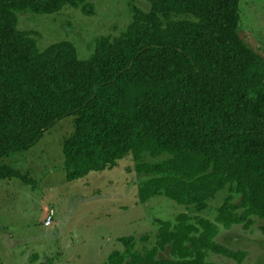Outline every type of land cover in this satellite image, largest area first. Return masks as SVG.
Masks as SVG:
<instances>
[{"label": "trees", "instance_id": "obj_1", "mask_svg": "<svg viewBox=\"0 0 264 264\" xmlns=\"http://www.w3.org/2000/svg\"><path fill=\"white\" fill-rule=\"evenodd\" d=\"M89 1L0 0V160L70 115L60 143L67 181L128 153L147 175L138 202L161 194L199 212L226 190L213 220L156 219L150 247L121 237L103 264H216L208 252L241 262L243 251L215 240L217 225L247 229L254 219L264 234V60L238 33L239 0H145L146 11L131 6L124 29L97 37L84 59L66 40L38 50L16 27L17 11L88 15ZM3 177L21 176L0 162Z\"/></svg>", "mask_w": 264, "mask_h": 264}, {"label": "rangeland", "instance_id": "obj_2", "mask_svg": "<svg viewBox=\"0 0 264 264\" xmlns=\"http://www.w3.org/2000/svg\"><path fill=\"white\" fill-rule=\"evenodd\" d=\"M91 14L63 7L58 12H16V27L31 31L38 50L48 44L69 41L78 59L88 57L99 36H116L130 20L131 6L144 11L145 0H90ZM238 33L245 44L264 60V0L238 1ZM72 116L57 119L30 148L0 160L17 170L18 177L0 178V260L3 264H103L112 250H121V237L131 235L134 248L153 243L156 219L174 222L179 212L213 220L226 195L216 192L207 206L194 212L189 206L159 194L138 202L137 185L147 175L134 170L125 154L110 168L90 171L66 180L62 169L61 140L72 129ZM151 161V158L144 157ZM237 201L235 195L232 202ZM52 217L47 225L44 218ZM259 221L244 229L218 226L215 240L244 257L231 258L208 252L205 260L216 264H264V234ZM145 237V239H143ZM157 258H167V251Z\"/></svg>", "mask_w": 264, "mask_h": 264}, {"label": "built area", "instance_id": "obj_3", "mask_svg": "<svg viewBox=\"0 0 264 264\" xmlns=\"http://www.w3.org/2000/svg\"><path fill=\"white\" fill-rule=\"evenodd\" d=\"M51 217H52V212H49V214H47L44 218V221H43L44 225H47L50 222Z\"/></svg>", "mask_w": 264, "mask_h": 264}]
</instances>
